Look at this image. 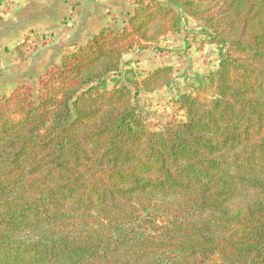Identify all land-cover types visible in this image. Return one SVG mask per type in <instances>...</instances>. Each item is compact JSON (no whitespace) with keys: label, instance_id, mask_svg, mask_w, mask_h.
<instances>
[{"label":"trees","instance_id":"16d2710c","mask_svg":"<svg viewBox=\"0 0 264 264\" xmlns=\"http://www.w3.org/2000/svg\"><path fill=\"white\" fill-rule=\"evenodd\" d=\"M186 19L219 65L152 130L136 98L175 69L123 56ZM0 264H264V0H149L0 96Z\"/></svg>","mask_w":264,"mask_h":264},{"label":"crops","instance_id":"0c3cea01","mask_svg":"<svg viewBox=\"0 0 264 264\" xmlns=\"http://www.w3.org/2000/svg\"><path fill=\"white\" fill-rule=\"evenodd\" d=\"M148 1L0 0V12L3 13V18L0 20V56L2 58L7 57L9 51L30 34L35 38L37 35L46 36V34L50 33L52 36L51 44H47V46L35 53L34 57L36 58L26 71H16L15 73V79L17 80H33L39 73L35 69L43 66L49 67L53 63L61 62L60 60L64 54L74 51L98 34L103 28L123 29L135 10ZM10 4H18V8L16 10L13 8L12 10ZM191 21L186 19L184 23L186 26L181 27L179 32L166 35L167 37L171 35L175 38L173 41H175L174 46L177 48L187 50V47L191 45V41L187 37L184 38V33L187 34L193 29H195L193 32H197L199 29L204 30L201 22L198 21H196V25L198 23L200 27L196 28L195 26L191 29L187 25ZM166 36L161 38H167ZM137 55H141V53L136 48L129 50L123 56V60L126 56L133 57V62L125 60V65L128 69H133L131 64L140 59L139 57L137 58ZM189 69H186V71H190ZM186 71L184 70L182 74L180 73L178 78L187 77L188 72ZM193 73L196 75V80L204 81L203 75H199L197 72Z\"/></svg>","mask_w":264,"mask_h":264},{"label":"rangeland","instance_id":"374dc122","mask_svg":"<svg viewBox=\"0 0 264 264\" xmlns=\"http://www.w3.org/2000/svg\"><path fill=\"white\" fill-rule=\"evenodd\" d=\"M10 8L12 10L15 8L16 10L18 8V4H10ZM190 20L192 21L187 25L191 29L195 26L196 28L200 27L198 23L196 25L195 20ZM184 23L182 27L186 26ZM193 30L187 34L184 33L183 35L184 38L187 37L188 40L191 41V45L187 47V50L174 46L175 41L173 40H175V38L169 35L168 37L166 36L167 38H161L159 41L145 45L147 47L144 49H138L141 55H137V58L139 57L140 59L134 62V64H131L139 79L160 66H173L175 69V78L170 86L163 87L152 93H141L136 98L138 105L142 110H144L147 116L148 126L152 130H159L167 122L182 118L184 113L180 109V104L177 101L179 94L185 92L194 94L198 93L201 90L202 83H207L209 81V74L214 72L219 65V47L216 44L209 43L204 30L199 29L197 32H193ZM37 36L34 38L30 34L24 38V40L27 37L29 38V40L26 41L28 47L26 60L19 61L15 53H13L14 48L20 44L25 48L24 40L9 51V55L7 57L2 58L0 56V96L7 93L10 94V92L22 83H31L35 91L38 89L44 74L52 64L49 65V67L43 66L35 69L39 73L38 76L33 78V80L21 81L15 79L16 71H26L31 66L32 61L35 60V53L44 48V46H47V44H51L52 36L50 33L46 34V36ZM125 60L132 61L133 57L130 58L129 56H126L125 59L122 60V71L128 69L125 65ZM56 64H60V62ZM186 69H189L190 71H186ZM184 70L188 72V76L183 79L178 78L180 73L182 74ZM193 72L203 75L204 81L200 82V80H196V75ZM108 84L110 87L114 85L112 79Z\"/></svg>","mask_w":264,"mask_h":264}]
</instances>
